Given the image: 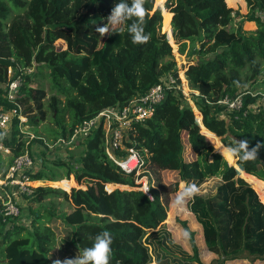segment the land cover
<instances>
[{
  "label": "trees",
  "instance_id": "trees-1",
  "mask_svg": "<svg viewBox=\"0 0 264 264\" xmlns=\"http://www.w3.org/2000/svg\"><path fill=\"white\" fill-rule=\"evenodd\" d=\"M243 1L244 14L225 0H165L161 14L158 5L153 7L154 0H146L143 27L150 39L134 44L127 31L133 20L99 41L96 27L106 23L120 0H0V109L16 106L24 116L19 120L14 115L0 137L9 149L0 150V177L26 148L36 162L27 171L29 178L56 180L71 175L77 183L89 182L68 191L38 184L29 193L22 192L25 213L19 208L12 218L0 214V264H51L49 251L55 246L51 224L58 217L70 226L78 251L91 246L97 233L109 231L113 237L110 264L264 261V147L250 161L219 152L245 138L250 147L264 144V106L252 105L260 96L254 91L264 93V85L257 83L264 75V18L259 14L264 0ZM239 16L254 21L255 28L242 29V20H234ZM160 23L173 42L160 31ZM170 42L180 53L187 43L189 53L196 56L186 57L181 69L188 86L197 91L188 96L199 121L178 86L179 67ZM167 74L176 77L175 83L165 87L149 116L131 120L122 134V145L136 148L143 158L139 175L151 179L148 170L155 174L154 183L147 184L148 195L134 182V172L123 170L105 152L101 121L75 142L76 151L66 158L49 159L43 152L39 158L29 144L33 140L45 144L46 139L29 137L21 127L29 124L35 130L49 108L55 128L48 133L55 148L66 146L56 139L67 137L74 126L100 109L119 107L144 93ZM16 77L14 97L7 99L6 83ZM41 77L47 80V89ZM240 92L237 109L216 102L223 94ZM114 152L119 155L125 150ZM49 161L62 171L47 166ZM158 170L171 171L170 181L161 182ZM73 179H65L63 187ZM207 179L213 182L205 183ZM185 182L200 188L185 207L196 228L181 219L175 238V225L165 222L168 210L160 195L177 196L182 190L178 184ZM58 198L68 204L67 209L56 211ZM179 231L185 234V244L178 240Z\"/></svg>",
  "mask_w": 264,
  "mask_h": 264
},
{
  "label": "built area",
  "instance_id": "built-area-1",
  "mask_svg": "<svg viewBox=\"0 0 264 264\" xmlns=\"http://www.w3.org/2000/svg\"><path fill=\"white\" fill-rule=\"evenodd\" d=\"M259 14L264 18V10L259 11ZM9 69L10 68L7 69L8 73ZM182 74L177 72L179 80ZM175 80L176 77L167 74L165 78L161 79V81L152 84L144 93L133 96L125 104L119 107L110 106L100 109L95 115L82 120L79 124L74 126L67 137H58L56 143L62 142L64 144H71L72 142H77L79 139L86 136L98 121H101L105 152L123 170L133 171L136 175L134 182L138 183L137 180L142 181L143 185L139 188L146 193L147 185H145V182L147 180V175L144 173L139 175L142 170L143 158L136 148L132 146L124 147L122 145L123 130L131 120H139L149 116L152 113L155 104L163 98L165 87L173 85ZM18 83V77L7 81L4 92L7 99H12L14 97ZM191 90L194 93H197L195 89ZM182 92L185 93L184 91ZM254 92L260 93V96L256 98V101L252 105L255 106L257 102H259L264 106V93L259 91ZM241 95L242 92L232 96L223 94L216 99V102L224 108L237 109L241 105ZM188 97H186L187 101L194 110V105L192 101L191 103L189 102ZM14 115H16L19 120L24 119V116L19 112V109L16 106H10L7 109H0V137L7 133L8 125ZM31 136L33 135L29 134V137ZM116 148H123L125 153L119 155L116 154L114 152ZM0 150L3 152H9V149L4 146L1 141ZM35 163V159L25 148L21 153L12 158V161L7 166L3 176L0 177V214L3 217L12 218L18 215V195L22 194V192L29 193L32 190V187L35 186L33 181L40 180L29 178L27 172L35 167ZM104 188L107 189L108 185L105 184ZM146 194L148 195V193Z\"/></svg>",
  "mask_w": 264,
  "mask_h": 264
},
{
  "label": "rangeland",
  "instance_id": "rangeland-1",
  "mask_svg": "<svg viewBox=\"0 0 264 264\" xmlns=\"http://www.w3.org/2000/svg\"><path fill=\"white\" fill-rule=\"evenodd\" d=\"M164 1L165 0L162 1V4L157 3L156 0H154V2H153V7L155 5H159L160 10H161V14H163L162 8H164V6H163ZM228 1L230 3L231 0H228ZM236 8H237V10H238V12L240 14H244V13L247 12V7L245 5H243L241 8L236 6ZM240 20H242L241 21L242 29H244V30H252V29L255 28L254 21L243 19L241 16H239L237 18L235 17V21L236 22L240 21ZM161 22H162V19H161ZM159 28H160V31H164L162 29L161 23L159 24ZM164 32L168 36L169 41H170V38L172 40L170 31L169 32L164 31ZM100 39H102V38L100 37L99 41H100ZM102 40L100 42H102ZM56 41L58 42L60 40H56ZM60 42L62 43V41H60ZM172 42H173V40H172ZM171 45H172L171 52H172L175 60H177V63H176L177 67H179L178 72L182 74L181 67L184 65V63H185V61L187 59L186 57H190L191 56V58L192 57L195 58L196 56L195 55L192 56V54L189 53V47H188L187 43H186V46L184 47L183 52H181V53L178 52L177 47H176V45L174 43L173 44L171 43ZM177 54H180L182 57H179ZM182 62H184V63H182ZM261 65H262V67H264V61L261 62ZM40 80L43 82L42 83L43 86L47 89L48 88L47 80L42 78V77L40 78ZM257 83H258V86H263L264 85V75L262 77H260V79H259V81ZM178 86L180 87V89H182V91L185 92L184 94L186 95V97H188V93L189 92H192V90H191L192 88H190L188 86L186 79L183 77V74L180 77V82H179ZM188 98H189V102L191 103V101H192L191 98L190 97H188ZM43 99H44V102L46 103L47 102L46 96ZM193 112L195 114V117L199 121L200 114L197 111L195 106H194ZM50 113H51L50 109L47 108L46 109V119H45V121L40 122L38 125H36L35 126V128H36L35 130H33V126H31L29 124H23L21 127H22L23 130H25L29 134L36 135L37 137L41 136L42 138L46 139L45 140V144H42L41 142H39L37 140L31 141L30 144H29L30 146H32L31 148L33 150L38 152V155H39L38 157L39 158H40L42 152L45 154V157L47 156L46 158H49V159L57 158L59 156H61L63 158H66L70 151H74V150L76 151V148H77V147H75V142L76 141L72 142L71 144H66V146H60L59 148H55V145L53 143V138H51L50 134L48 133L49 129L55 128V125H54L53 121L49 117ZM200 130H201V127H200ZM207 140L212 144L213 148L215 149L213 143L208 138H207ZM78 150H80V149H78ZM184 155L186 157L189 156V153L187 152V150L186 151L184 150ZM228 163L234 165L231 162H228ZM52 164L53 163L51 161H49L47 166H49L51 168H54L55 171H57V172H61L62 171L61 167L54 166ZM237 170L239 172V169H237ZM148 173L150 174V176H151L150 178L151 179H149V177L147 175V180L145 182V185L149 184L148 182H150V180H152V182L154 183L155 174L152 171H150V170H148ZM157 174L159 175L161 182H166L167 183L172 178V172L168 171V170H163V171H159L158 170ZM256 177H258V176H256ZM69 178L73 179L71 177V175H69L68 178H59V179H56V180H47V179L42 178L39 181H33V184L34 185H38V184L39 185H50V186H53V187L56 186V187L63 188L66 191H68L70 189V187H83L84 188V187L88 186V184H89V182H87V181H84V182H81V183H77L73 179L74 183H72V184H70V185H68L66 187H63L65 185V179H69ZM52 182H55L58 185L51 184ZM137 182L139 183V187H141L143 185L142 181L137 180ZM212 182H213V179H207L205 183L211 184ZM155 187L160 190V188L158 186L155 185ZM178 188L181 189V184L180 183L178 184ZM160 192H162V190H160ZM160 196H161L162 201L164 202V204H165V206H166V208L168 210V218H167V220H165V222L170 223V221H172L173 225H180L179 221L181 219H186V220H188V224L187 225L190 228H196L195 227V222L193 220V217L191 216L190 213H188V211L185 208L186 204L184 206H182V207H177L173 203V201L175 200L176 196L173 197V195H171V196H167L166 197L164 194L160 195ZM256 196H257V194H256ZM257 200L260 203V200L258 199V196H257ZM56 202H55V206H54L57 209L56 211L59 212L61 209H67L68 208V204L65 203L64 200L60 201V199L58 198L56 200ZM18 205H20L19 208H20L22 214H24L25 213V210H24L25 199H24L22 194L18 195ZM51 226L54 229V233H55V246L49 251V260H50L51 264H52L53 260H55V259L63 260L65 258L74 257L76 255L78 249L76 248V246H75V244L73 242L70 226L65 224V222H63L62 220H60L59 217L53 220ZM172 229H174V227ZM172 233H173V236L175 238L178 237V232H175V230H173ZM179 234L180 235H179V239L178 240L180 242H182V239H183L184 240V244H185L186 237H185L184 232L183 231H179ZM194 238H197V237L195 236ZM195 240H196L197 243H199V241L197 239H195ZM187 246H188V243H187ZM204 255L206 256L205 259H207L208 255H207L206 251H205ZM149 264H155V262L153 263L151 261V262H149ZM252 264H264V261H254Z\"/></svg>",
  "mask_w": 264,
  "mask_h": 264
},
{
  "label": "clouds",
  "instance_id": "clouds-1",
  "mask_svg": "<svg viewBox=\"0 0 264 264\" xmlns=\"http://www.w3.org/2000/svg\"><path fill=\"white\" fill-rule=\"evenodd\" d=\"M146 0H120L116 3L110 14L106 17V23L96 27L97 33L103 38L105 35L113 34V30L123 24L127 20L133 22L127 26V31L131 35L132 43L144 44L150 39V33H146L143 27V21L146 13L144 7ZM135 18V19H133ZM215 147V146H214ZM264 144L257 143L254 147H250L247 138L236 140L233 145L227 146L221 155L226 151L228 154L238 156L243 161L255 160ZM181 191L177 194L173 203L177 207L184 206L188 201L200 194V188L192 182H185L181 185ZM148 193V192H146ZM145 193V194H146ZM152 199L151 196L148 197ZM91 246L85 247L77 251L72 258L55 259L52 264H110L112 254L113 237L109 231H102L91 238Z\"/></svg>",
  "mask_w": 264,
  "mask_h": 264
},
{
  "label": "crops",
  "instance_id": "crops-1",
  "mask_svg": "<svg viewBox=\"0 0 264 264\" xmlns=\"http://www.w3.org/2000/svg\"><path fill=\"white\" fill-rule=\"evenodd\" d=\"M225 3L228 5V6H231V7H233V8H236V6H238V7H242L243 5H245L244 4V1L243 0H231L230 1V3H227L226 2V0H225ZM237 18V17H236ZM234 20H235V18H234ZM178 56H181L180 54H178ZM182 57V56H181ZM167 223V222H166ZM168 225V224H167ZM174 230H175V232H178V228H177V226L175 225L174 226ZM153 262V261H152ZM154 263V262H153Z\"/></svg>",
  "mask_w": 264,
  "mask_h": 264
},
{
  "label": "water",
  "instance_id": "water-1",
  "mask_svg": "<svg viewBox=\"0 0 264 264\" xmlns=\"http://www.w3.org/2000/svg\"><path fill=\"white\" fill-rule=\"evenodd\" d=\"M156 6V5H155ZM159 6V5H158ZM201 131V130H200ZM202 132V131H201ZM203 133V132H202Z\"/></svg>",
  "mask_w": 264,
  "mask_h": 264
}]
</instances>
